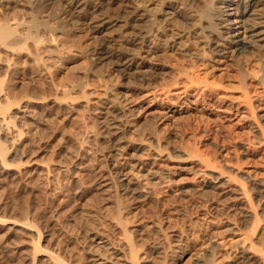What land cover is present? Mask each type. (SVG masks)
<instances>
[{
  "label": "rangeland",
  "instance_id": "rangeland-1",
  "mask_svg": "<svg viewBox=\"0 0 264 264\" xmlns=\"http://www.w3.org/2000/svg\"><path fill=\"white\" fill-rule=\"evenodd\" d=\"M0 1L1 16L39 25L8 72L28 85L9 97L20 151L0 162V264H264L251 184L264 185V23L250 29L263 57L245 63L244 97L235 61L248 52L138 50L120 72L91 55L99 38L64 22V0ZM262 1L251 2L250 24L264 21ZM120 166L133 192L122 193ZM214 176L244 193L242 208L208 187Z\"/></svg>",
  "mask_w": 264,
  "mask_h": 264
},
{
  "label": "bare ground",
  "instance_id": "bare-ground-1",
  "mask_svg": "<svg viewBox=\"0 0 264 264\" xmlns=\"http://www.w3.org/2000/svg\"><path fill=\"white\" fill-rule=\"evenodd\" d=\"M252 1L253 0H237V1L235 0H64L63 2L64 12H62V15L64 13L65 23L66 21L70 22L75 25L74 28L85 29L87 30L88 33H90V35L96 36V38H99V40L97 41V45H95V47H92L93 54H91L93 58L95 57L97 64L103 63V62L112 63L114 64L116 69L119 70L120 72L121 71L126 72L130 70L132 67L136 66L135 57H136V51L138 50H143L146 52V51H150L151 49L154 50V49L160 48L163 50L169 49L174 52L176 50H179V51L181 50L182 53H189V52L192 53L191 52L192 47L190 44L191 43H195V44L201 43L203 44L202 47H205V48L208 47L209 48L208 51L218 53L219 55H225L226 53H228V51L226 50V48L228 47H231L233 54L234 52H236L235 54L243 55L244 52H248L250 56L245 57L246 55L245 54L243 55V57L240 56L238 59L236 58L237 62L235 61L237 65L236 67H238V70H239L238 77L240 78L239 79L240 85L244 91L243 96L248 97L249 84H248V81H246L247 80L246 78L248 77V74H250V71L248 70L247 67H245V63H247V60H249L248 57H253L254 59H259V60L263 57L261 56L262 52L260 49V44L258 43L260 40L259 41L254 40L255 37L253 38V36L254 35L257 36V34L255 33L262 34V31H264V28H261V30L258 31V29L255 30L253 26H255L256 24L262 26V23H264V21H257V19L254 18L253 23L250 24L248 21V17H246V14L248 13V9L250 5L252 4L251 3ZM262 2L264 5V0ZM114 5H116L117 8L119 7L120 10H121V7L123 6H126V8L124 7L123 13L121 14H119L118 12L111 13L112 11L110 12V10L113 9L114 11V8H116L114 7ZM226 6L233 7L232 8L233 16H227V17L224 16V12L226 10L223 8ZM263 14H264V10H263ZM7 15L8 14L6 13V16ZM6 16L2 15L0 17V68L4 69V71L1 70L3 73H0V162L1 164H4L6 162L5 160L9 157L10 154L13 155L12 153H18L20 151V146H19L20 140L18 137V130L14 122L12 123V119H11L12 103L10 105L9 97L11 96L12 93H14L17 90V88L26 84L28 81V78L24 74L25 72L24 73L19 72V74L17 73L15 77L13 78L10 77V75H8L9 68L12 66L14 60L20 56V53H19V50L21 49L20 46H23L22 44H24V42H27V40L37 41L34 31H36V29L39 27V25L35 23L37 21L35 22L33 21L34 23H31V24L27 23L26 25H24L25 22L23 24L21 22V19L17 17H16L17 19L16 18L11 19V17L9 18ZM13 16L15 17L16 14L14 13ZM231 19L241 24L240 25L241 28L232 29V25H231L232 23H230ZM250 29L255 30V33L253 32L254 35L250 34L251 32ZM117 30H119V34L117 33L116 35V33H113V32ZM227 35H231L233 37L229 39ZM117 36H118V39H117ZM114 38H116L119 41L120 49L118 50V52H116L117 50L114 51V48L112 49L110 47V42L113 41ZM263 39H264V36H263ZM87 42H91V41H87ZM40 45L36 47H40ZM88 50L90 51V47H88ZM29 51L31 52V50ZM234 58L235 57H233V59ZM253 74L257 75V73H253ZM191 76L192 75H190V77ZM260 83L264 85V74L260 78ZM18 91L19 90H17L16 92ZM247 107H249V109L251 108V110L254 109V108L252 109L251 102L248 103ZM116 118L117 117H115V119ZM109 124L113 125V129H114L116 123L114 121H110ZM262 135L264 138L263 130H262ZM4 137L6 138V140L8 139V137L10 138L8 143L7 141H3ZM115 150L117 152L118 148H115ZM123 169L124 167L120 166L117 168V170H115L117 171L120 178L125 174ZM155 174L156 173L154 171L151 173V175L153 176H155ZM246 177L247 176L242 175V178H246ZM123 179L125 182L122 181L123 182V184L121 185L122 193L127 194L130 192H133L134 190L133 188H131L130 181L127 178H123ZM225 182H226V179L223 180L219 176H214V179L208 180V187H210V189H213L215 193L221 194L222 197H225L224 199H228V201L234 200L235 202L234 203L231 202V205L235 207L236 209L242 208L243 202L245 203V200L242 199L244 193L242 191L236 192L238 190L234 188L233 189L228 188V190H224L223 185L225 184ZM260 182H253V183L250 182V183L255 185V187H252V189H255L256 197H258L257 199L258 204L257 203L256 204L259 205V207L264 208V188H263L264 185L262 184L263 182L262 183ZM229 187H232V186H229ZM129 242H130V239H129ZM131 248L133 249V247ZM247 255L249 256V254ZM131 257H134V256H131Z\"/></svg>",
  "mask_w": 264,
  "mask_h": 264
}]
</instances>
